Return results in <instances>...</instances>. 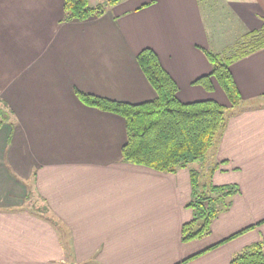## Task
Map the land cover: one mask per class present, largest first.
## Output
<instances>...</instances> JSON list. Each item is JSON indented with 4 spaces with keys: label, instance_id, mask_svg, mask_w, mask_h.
Segmentation results:
<instances>
[{
    "label": "crops",
    "instance_id": "0c3cea01",
    "mask_svg": "<svg viewBox=\"0 0 264 264\" xmlns=\"http://www.w3.org/2000/svg\"><path fill=\"white\" fill-rule=\"evenodd\" d=\"M214 12L232 18L237 36L264 24V0H122L65 23L64 0H0V264H231L264 241V49L230 66L242 102L192 165L201 185L240 189L199 240H182L191 169L124 162L125 120L75 93L155 99L137 63L152 48L181 101L230 107L216 82L213 92L194 84L212 69L204 50L220 54L224 42Z\"/></svg>",
    "mask_w": 264,
    "mask_h": 264
},
{
    "label": "trees",
    "instance_id": "16d2710c",
    "mask_svg": "<svg viewBox=\"0 0 264 264\" xmlns=\"http://www.w3.org/2000/svg\"><path fill=\"white\" fill-rule=\"evenodd\" d=\"M119 1L122 0H111L108 4L91 6L89 0H64L65 16L62 21H86L101 17L109 6ZM262 49L264 24L260 29L243 37L232 57L225 59L220 54L204 50L212 69L209 74L195 80L194 84L207 92H213L216 82L227 96L230 107L214 99L181 101L178 97L177 82L164 69L152 48L140 51L137 63L157 93L155 99L133 104L84 93L78 89L75 91L77 98L86 106L118 115L125 120L127 141L122 148L124 162L146 166L163 173L191 169L192 198L187 208L193 211V219L183 226V242L209 236L212 222L231 208L233 198L240 193L237 185H201L200 174L192 169L191 165L206 159L222 136L230 111L242 102L230 66ZM0 115L1 127L6 116L2 111ZM197 256L199 254L184 262ZM231 264H264V241L244 248L234 256Z\"/></svg>",
    "mask_w": 264,
    "mask_h": 264
},
{
    "label": "rangeland",
    "instance_id": "374dc122",
    "mask_svg": "<svg viewBox=\"0 0 264 264\" xmlns=\"http://www.w3.org/2000/svg\"><path fill=\"white\" fill-rule=\"evenodd\" d=\"M105 1V0H104ZM111 0H109V1H106V2H103V0L99 3V4H102V5H104V4H108V2H110ZM94 2L91 0L90 1V5H92ZM98 4V5H99ZM110 7V6H109ZM65 13V12H64ZM226 14H221L220 13V16H217L216 14H215V12H214V17L213 18H211V20H210V24L212 25V27H213V25H214V23H217V26H216V28H215V30H216V32H222V39L224 40V42H222L220 45H219V50H220V55L223 57V58H225V59H227V58H229V57H232L235 53H236V51L238 50V47L240 46V43L242 42V39H243V37L245 36V35H247L249 32H245L244 34H242L243 35V37H242V35H240V36H237V31L236 30H233V29H231L230 27H229V22L232 20V18H228V21L229 22H227V16H225ZM233 21V20H232ZM63 22V21H62ZM65 23V22H64ZM212 27H211V31H212ZM213 36H214V34H213ZM217 37H218V35H217ZM216 37V38H217ZM218 39H220V37L218 38ZM63 62H68L67 60H66V58L63 60ZM260 102L257 100H255L254 102H252L251 104H247V103H243L242 104V106L243 107H246V106H257L258 104H259ZM3 106H5L4 104H3ZM5 108V107H4ZM237 108H232V112L231 113H233V111L234 110H236ZM5 113V115H7V112H4ZM213 153V152H212ZM209 155H211V154H209ZM208 155V156H209ZM206 159H207V157H206ZM205 159V160H206ZM204 160V161H205ZM193 165V164H192ZM191 165V168L192 169H194V170H196L193 166ZM199 174H200V172L198 171V170H196ZM33 185V184H32ZM33 200H34V202H36V203H38L39 205L40 204H42V202H41V200L40 199H38L37 197H33ZM25 207V209L26 210H28V211H31V209H30V207H31V203L30 204H27V205H25L24 206Z\"/></svg>",
    "mask_w": 264,
    "mask_h": 264
}]
</instances>
